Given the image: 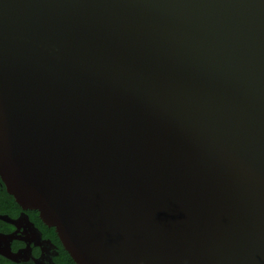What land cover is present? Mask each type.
<instances>
[{"label": "water", "instance_id": "obj_1", "mask_svg": "<svg viewBox=\"0 0 264 264\" xmlns=\"http://www.w3.org/2000/svg\"><path fill=\"white\" fill-rule=\"evenodd\" d=\"M0 175L77 264H264V0H0Z\"/></svg>", "mask_w": 264, "mask_h": 264}, {"label": "flooded vegetation", "instance_id": "obj_2", "mask_svg": "<svg viewBox=\"0 0 264 264\" xmlns=\"http://www.w3.org/2000/svg\"><path fill=\"white\" fill-rule=\"evenodd\" d=\"M2 179L0 175V264H72L56 229L38 210L18 203Z\"/></svg>", "mask_w": 264, "mask_h": 264}, {"label": "trees", "instance_id": "obj_3", "mask_svg": "<svg viewBox=\"0 0 264 264\" xmlns=\"http://www.w3.org/2000/svg\"><path fill=\"white\" fill-rule=\"evenodd\" d=\"M10 194V193H9ZM12 195V194H11ZM13 196V195H12ZM66 254H67V257L69 258V260H70V262L72 263V264H77L75 261H74V259L72 258V257H70L71 255L66 251Z\"/></svg>", "mask_w": 264, "mask_h": 264}]
</instances>
